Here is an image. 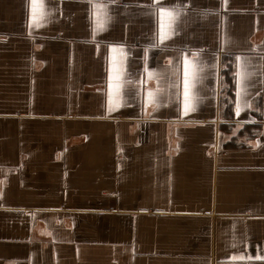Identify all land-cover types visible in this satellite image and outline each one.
<instances>
[{
  "label": "crops",
  "instance_id": "1",
  "mask_svg": "<svg viewBox=\"0 0 264 264\" xmlns=\"http://www.w3.org/2000/svg\"><path fill=\"white\" fill-rule=\"evenodd\" d=\"M32 2L0 0V264H264V0Z\"/></svg>",
  "mask_w": 264,
  "mask_h": 264
},
{
  "label": "snow or ice",
  "instance_id": "2",
  "mask_svg": "<svg viewBox=\"0 0 264 264\" xmlns=\"http://www.w3.org/2000/svg\"><path fill=\"white\" fill-rule=\"evenodd\" d=\"M41 7H42V5H41ZM93 7L94 8H103L104 6L100 5V4H93ZM32 8H33V17H32V19H33V21H36L37 17L35 15V12H36V8H37V0H33ZM158 13H159L160 19H161L160 40H163V39L167 38V33L165 32V25H164V22H163L165 16H167L171 20V19H174L176 15H178V12L174 13L172 11H169V10L165 9V8H158ZM41 15H43V13H41ZM36 26L37 27L40 26L38 21H37ZM100 27L102 28V25ZM93 34H95V29H94ZM193 55L195 56L196 53H193ZM237 59L239 60L240 58L238 57ZM188 65H189L188 58L185 57V82H184L185 91H184V96H185V109L186 110L189 109L188 101H189V96H190L189 80H188V75H189V73H188ZM149 75L151 76V73ZM117 79H119V77H117ZM237 80H238L237 87H238V96H239L240 93L243 90V87H242L243 74H242V72H239V71L237 72ZM117 87H119V85H117Z\"/></svg>",
  "mask_w": 264,
  "mask_h": 264
}]
</instances>
